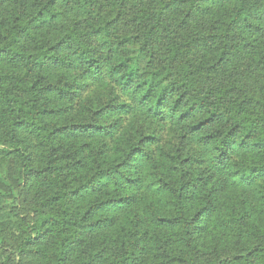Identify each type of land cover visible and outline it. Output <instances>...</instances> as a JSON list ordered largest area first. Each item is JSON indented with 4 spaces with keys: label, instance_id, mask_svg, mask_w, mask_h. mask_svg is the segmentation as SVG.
I'll list each match as a JSON object with an SVG mask.
<instances>
[{
    "label": "trees",
    "instance_id": "1",
    "mask_svg": "<svg viewBox=\"0 0 264 264\" xmlns=\"http://www.w3.org/2000/svg\"><path fill=\"white\" fill-rule=\"evenodd\" d=\"M0 264H264V0H0Z\"/></svg>",
    "mask_w": 264,
    "mask_h": 264
},
{
    "label": "rangeland",
    "instance_id": "2",
    "mask_svg": "<svg viewBox=\"0 0 264 264\" xmlns=\"http://www.w3.org/2000/svg\"><path fill=\"white\" fill-rule=\"evenodd\" d=\"M157 197L155 196V199H156Z\"/></svg>",
    "mask_w": 264,
    "mask_h": 264
}]
</instances>
